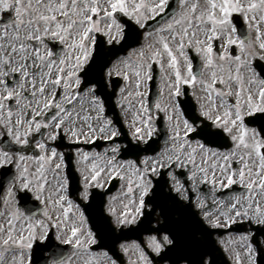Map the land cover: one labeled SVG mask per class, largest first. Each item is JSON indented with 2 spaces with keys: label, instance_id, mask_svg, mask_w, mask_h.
Segmentation results:
<instances>
[{
  "label": "snow or ice",
  "instance_id": "snow-or-ice-1",
  "mask_svg": "<svg viewBox=\"0 0 264 264\" xmlns=\"http://www.w3.org/2000/svg\"><path fill=\"white\" fill-rule=\"evenodd\" d=\"M0 13L8 14L0 34V41H3L0 43V129L11 137L10 142L0 147V264H25V257L27 264H33L34 244L38 240L47 241L50 228L58 230L60 234L56 239L71 245L74 253L82 250L87 254L91 246L98 244L97 232L89 226L85 210L70 198L69 177L60 175L63 154L59 155L61 163L52 167L58 156L56 148L49 152L48 144L38 140L35 147L43 154L26 155V149L31 146L29 137L35 139L33 133H40L42 128L60 129L70 118L67 109L57 102L56 90L63 87V100L72 102L75 98L73 85L79 88L81 77H86L96 63L98 34L106 38L104 43L108 51L118 45L139 44L133 49L137 57L135 62L130 56L118 61L127 69L123 79L129 81L130 72L135 77V94L146 96L147 92L139 89L153 79V64H160L169 100L165 106L159 100L155 104L158 112L166 114L173 132L169 137L173 147H166L159 159L118 163L113 155L104 157L103 166L93 163L90 169H77L82 177L80 196L85 202L90 188L104 189L105 184L110 185L114 179L125 182L121 196L110 197L106 205L105 223L111 218L120 229L144 224L145 220L151 223L153 213L161 209L156 217L157 227L144 226V231L155 234L148 235L144 241L119 245L120 252L128 258L127 264H160L167 253L180 247L179 235L173 228L164 226L166 217L164 223L160 218L164 215L161 201L166 197L159 181H154L153 177L161 176L165 167L186 169L194 187L198 179L201 184L209 183L211 173L213 186L219 183L229 188L239 183L247 191L246 206L237 198L228 212L220 211L214 219H209L210 213L205 211L204 218L212 228L230 227L236 223V218L264 225V211L257 200V196L264 198V31L260 27L264 24V0H203V3L175 0V5L174 0H0ZM235 16L243 17L249 32L255 31L254 41L249 35L238 34ZM158 17H162V22L144 35L145 41L150 42L140 43L138 29L145 30L148 22ZM216 42H222L219 48ZM233 47L239 54L230 51ZM190 50L200 57L201 71L198 73L193 71ZM165 56L166 68L162 62ZM181 58L186 66L185 74L180 70ZM116 67L113 65V69ZM205 73L207 78H202ZM111 75L112 70H109L108 76ZM28 86L32 97L38 93L44 96L49 87L53 89L45 98L43 108L38 99L35 108L31 107V101L22 103L28 99L25 95ZM183 86L193 89L199 86L202 91L203 95L196 97L195 108L187 106L182 110L178 98L188 94L182 90ZM88 92L93 96L92 104L103 113L104 106L95 96V87L90 86ZM12 100L16 101V112L12 110ZM53 108L56 111L51 115V123L47 118L43 122L36 119ZM141 109L150 111L143 103ZM97 120H103V116L98 115ZM74 123L67 132L77 137L78 142ZM111 123V120L104 121L99 128L101 134L107 130L105 138L109 140L119 135L118 131L111 130ZM139 125L135 119L131 125L138 152L145 150L140 144H147L156 132L150 114L147 119L141 118ZM89 129L95 132L91 125ZM83 135L88 142V133ZM49 139H57L55 131ZM225 141H230V146L225 145ZM221 147L226 150L220 151ZM108 151L116 154L119 146ZM81 155L84 161L93 159L87 153ZM100 158L97 154L96 159ZM33 160L38 167L30 171L28 162ZM237 164L239 168L235 167ZM169 174L175 182L174 190L187 192L184 185L176 186L179 182L171 172ZM117 200H120L119 208ZM29 201H38L43 208L39 213L32 211L26 207ZM197 207L206 209L208 206L199 202ZM249 210H252L251 216ZM70 213L72 226L70 233L64 236ZM239 243L249 264H255L254 237L242 235ZM43 250L49 253L44 264H70L71 258L63 250L52 245H44ZM152 254L160 261L154 260ZM93 259L95 264H122L108 251ZM235 259L236 264H241L239 253L235 254ZM85 264H93V260Z\"/></svg>",
  "mask_w": 264,
  "mask_h": 264
},
{
  "label": "flooded vegetation",
  "instance_id": "flooded-vegetation-1",
  "mask_svg": "<svg viewBox=\"0 0 264 264\" xmlns=\"http://www.w3.org/2000/svg\"><path fill=\"white\" fill-rule=\"evenodd\" d=\"M201 3H203V0H200ZM3 28L0 24V34H2ZM144 35L142 36L141 43H147L149 41H145ZM254 35V36H253ZM256 33L253 32L251 34V38L255 39ZM0 43H3V41H0ZM222 42H217L216 48L220 47V44ZM58 47V46H57ZM139 47V46H138ZM136 47V48H138ZM135 49V48H134ZM215 51V49H214ZM231 52H234L235 54L238 53V49H235L233 47L230 49ZM131 57V60L133 62L136 61L137 57L133 49L127 52L123 58L119 57L116 59L112 66L117 64L119 60H123L126 57ZM199 57V56H198ZM19 59V57H16ZM200 58V57H199ZM165 65V68L167 66V57L165 56L162 61ZM29 64H31V61H28ZM158 67V77L156 80V98L152 100L151 103H149V81L145 85H142L141 89L139 91L147 92L146 96L139 97L135 93L137 92V89L135 88V77L129 72L130 80L125 81L123 79V72L127 71V69L123 65L117 64V67L114 69V72H112L115 76H119L122 80V84L118 88V94L123 93L126 97L127 105H134L135 109L132 108L135 112H137L141 118L147 119L148 115L150 114L152 117V124L156 129L155 134L151 137V139L148 141V143L151 144H162V147L160 150H164L166 147L171 148L173 147V142L169 139V137L173 134L172 127L169 126L167 120H166V114L163 111L158 112L155 108V104L159 100V102L162 104V106L168 105V93L167 89L164 87V81L163 76L165 75L164 72L161 71L160 64H156ZM46 70V69H45ZM180 70L182 74L186 73V66L184 64L183 59H180ZM201 71V69H200ZM117 72H120V75H117ZM202 78H207V73L204 74ZM16 79L19 80L20 77L17 75ZM31 79V77H29ZM83 78L81 77V81ZM8 81L11 84L12 77H8ZM36 86L37 88L40 87V80L39 76L36 77ZM90 86L86 87L85 89H81V86L79 88H76L75 85H73L72 92L75 96L74 99H72V102L66 103L63 100V96L65 94V90L63 87L57 89L58 95L56 97V100L58 103H61L70 113V118L66 121L64 126L60 129L54 130L52 127L49 128H42L40 133H33L35 136V139L33 140L32 137H29L31 141V146L26 149V155L28 156H36V155H42L43 153L40 152L39 149L35 147V142L38 140H43L48 144V150L51 151V148L55 147L57 150V159L53 162L52 167L55 166L56 163H61L59 160V155L63 154L64 161L61 165V172L60 175L64 176L67 175L70 180V191L72 193L70 198H73L75 202L79 203L81 205V208L84 210L85 206L83 202H85L81 196L80 191H82L81 186V172L80 170L90 169L93 163L95 162L94 159H90L88 161H84L82 158L81 153H87L90 157H93L96 153L99 152L96 146V142L99 140V132H98V120L97 116L94 117L88 116L87 119V125L83 127V120L84 116L87 112H89V108L92 107L96 108L92 104L93 96L89 94L88 88ZM95 87V96L99 99L97 93H96V86ZM219 87V85H217ZM121 89H124L122 92ZM163 89V96H161V90ZM182 90L187 91V95H182L178 98V101L182 105L183 103H187L189 101V96L192 98V101L197 104L196 97L202 96L203 93L200 90L199 86H197L195 89L189 86H183ZM53 91L51 87H49L44 96H40L39 93L36 97L31 96V87H27V91L25 92V95L28 97L27 100H23L22 103H28L31 101V107L35 108V102L36 100H40V108H43V103L46 97L50 95V93ZM131 94V95H130ZM84 99H87L90 102V105L83 102ZM187 100V101H186ZM6 104L8 102H5ZM12 110L13 112H16L17 106L16 101L12 100L11 102ZM144 104L149 107V112H143L141 109V104ZM6 111V110H5ZM56 109L51 110H45L44 113L36 117L37 120L44 121L45 118L48 119L49 123H51V115L54 114ZM31 118V117H29ZM13 124L15 123V116H13ZM74 123L75 130L78 133V142L77 137H71V133L67 132V129L72 123ZM89 125H91L92 129H95V132H91L89 129ZM175 125V121H173V127ZM125 127L127 129V135L128 139H131L133 142H136L132 137V127L128 123V125ZM23 131V128L21 129ZM53 131H55V134L57 135L56 140L49 139V136L53 134ZM117 131V130H116ZM83 133H88L87 141L85 135ZM119 137V138H118ZM120 135L113 138V142H118V146L121 149L122 147L126 146V142L122 143L119 141ZM103 139H105L103 137ZM157 139V141L153 140ZM11 137H8L6 135V131L3 129H0V147L4 146L6 142H10ZM114 144V143H113ZM230 141H225V145L230 146ZM104 145H110L107 143H104ZM141 145H144V143H141ZM16 147V146H12ZM225 147H221L220 151H225ZM120 151V150H119ZM150 156L144 155L140 158V160H144L145 158H148ZM199 156L197 157V163H199ZM30 171H35L36 167H38V164L35 160L28 162ZM104 164H101L100 166H103ZM142 167V164H141ZM235 167L239 168V165H235ZM164 172H162L168 179H169V185L172 189V191L177 196V204L173 206V214L172 218L173 220V229L174 231L179 235L180 237V247L177 250H174L173 252L167 253V258L163 261H160V258L155 256V254H152V258L154 260L160 261V264H177V261H179V264H200L201 260L203 261V264H211L212 257L219 254V260H222L223 255L224 257L229 261V264H236L235 254H240V260L246 261L248 260L247 257L244 255V250L241 247V244L239 243L240 236L247 235L250 236L253 234V232L245 231V233H236V232H228V233H219L221 230L227 229L229 227H220V228H212L209 220L204 218L205 211H208L210 213L209 219H214L220 211L228 212L229 206L235 202L237 198H240L242 201L245 202V206L247 204V201L245 198L248 196L247 191L241 187L239 183L232 185L229 188H223L220 186L219 183H217L215 186L211 183V173H209V183L201 184L199 182V179L195 183V187L193 186V182L188 180L189 172L186 169H181L179 167L169 169L165 167ZM162 170V171H163ZM172 173V175L175 176L176 181L179 182L178 185H184V187L187 189V192L184 191V189H181L180 193H177L173 186L174 181L172 179V176H170L169 173ZM87 174V173H85ZM49 179H51V176H49ZM172 179V180H170ZM171 182V183H170ZM226 183V181H225ZM237 187V188H236ZM94 188V187H93ZM91 189V188H90ZM89 189V194H90ZM115 192L108 194L105 197L104 205H103V211L106 215L105 209L106 205L110 199V197L114 196ZM2 194V193H0ZM188 196L190 199H185L184 197ZM257 200L260 201V207L261 210L264 211V198H261L257 196ZM199 202H203L208 207L206 209H200L197 207V204ZM120 200L116 201V206L119 208ZM255 207V204L253 205ZM251 213L249 215H252V210H250ZM159 210H156V212L153 213L152 222L150 223V227H157L156 225V217L159 216ZM86 216V215H85ZM161 222H163L162 217ZM104 222H105V218ZM107 222L109 221L110 225L107 229H104L95 223V225L92 227L95 232H97L98 236V244L93 245L90 247L87 254H85L82 250L79 252H75L71 245H65L61 242V240H57L56 237L58 234V230L56 228H50L49 232L50 235L48 237L47 241L42 242L43 244L46 243V245H52L55 246L57 250H63L64 254H66L68 250V257H70V264H85L86 261L93 260V264H95L94 257H96L98 254L102 253L103 251H108L110 256H113V258H119V261L122 262V264H127L128 258L123 255V253L120 252L119 245L122 243H130L132 241H144L147 239V236L150 234L155 233H148L144 231V228H138L137 225H133L131 227H125L123 229L117 228L111 218H107ZM72 220L73 217L70 213L69 220L67 221V225L64 229L63 235L66 236L70 233V228L72 226ZM223 223V218H221ZM146 221V220H145ZM144 221V222H145ZM238 223H242L244 228H251V226H261L264 227V225H258L254 221H250L247 218H236V223L231 224V226H235ZM90 226V224H89ZM230 226V227H231ZM91 227V226H90ZM255 232V230H254ZM211 236L213 237L215 241V247H212L211 242ZM236 238L237 243H229V241H234ZM102 241L103 243H101ZM257 243L253 245V248L255 249L254 255L258 253H264V238L261 235H258L256 239ZM37 242H40L39 240ZM100 245H103L101 247ZM227 248V251L225 249ZM44 255L48 256V251H44ZM180 257H183V259H180ZM135 259V257H133ZM25 260H27V257H25Z\"/></svg>",
  "mask_w": 264,
  "mask_h": 264
},
{
  "label": "rangeland",
  "instance_id": "rangeland-1",
  "mask_svg": "<svg viewBox=\"0 0 264 264\" xmlns=\"http://www.w3.org/2000/svg\"><path fill=\"white\" fill-rule=\"evenodd\" d=\"M260 27H261V30L264 31V24H262ZM253 32H255V31H253ZM83 102L86 103V104H88V105H90V102L87 99H84ZM90 106L91 107H88L89 108V112H87L85 114V116L83 117L84 118L83 123H82L83 124V127H85L87 125L88 116H92V117H94L95 115H101V116H103L102 113H99L96 108L92 107V105H90ZM118 107L120 108L119 111L122 114V116L124 118L128 119V121H129L128 123H130L132 125L133 124V121L135 119L137 126H140L137 123L138 121L136 120V116L134 117V113L129 112V107H128L127 102H126V97L124 96L123 93H120V96H119V99H118ZM104 121H107V120L103 117V120H100V121L97 122V124H98V132H99V128L102 126V124L104 123ZM110 128H111V130H114L113 127L110 126ZM106 134H107V130H106V133L105 134H101L99 132V135L101 137H104ZM159 158H160V155L158 156V159ZM249 213H251L250 210H249ZM234 241H236V238H235ZM246 263L249 264V261L247 260Z\"/></svg>",
  "mask_w": 264,
  "mask_h": 264
},
{
  "label": "water",
  "instance_id": "water-1",
  "mask_svg": "<svg viewBox=\"0 0 264 264\" xmlns=\"http://www.w3.org/2000/svg\"><path fill=\"white\" fill-rule=\"evenodd\" d=\"M156 22H157V23H160V22H161V18L156 19ZM154 23H155V22H154ZM237 27H238V29H240L241 25H238V24H237ZM241 28H242V27H241Z\"/></svg>",
  "mask_w": 264,
  "mask_h": 264
}]
</instances>
